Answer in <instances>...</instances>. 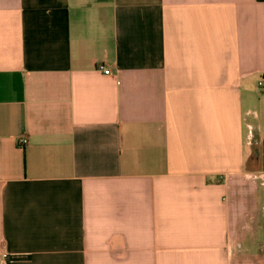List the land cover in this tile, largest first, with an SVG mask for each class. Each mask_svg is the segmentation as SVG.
<instances>
[{"label": "crops", "instance_id": "obj_1", "mask_svg": "<svg viewBox=\"0 0 264 264\" xmlns=\"http://www.w3.org/2000/svg\"><path fill=\"white\" fill-rule=\"evenodd\" d=\"M262 167L264 0H0V264H264Z\"/></svg>", "mask_w": 264, "mask_h": 264}, {"label": "built area", "instance_id": "obj_2", "mask_svg": "<svg viewBox=\"0 0 264 264\" xmlns=\"http://www.w3.org/2000/svg\"><path fill=\"white\" fill-rule=\"evenodd\" d=\"M105 72H107V71H105ZM259 86H260V87H263V83H260ZM28 143H29V141H28L26 138H22V139H20V140L18 141V144H19V146H21V147H25V146H27Z\"/></svg>", "mask_w": 264, "mask_h": 264}, {"label": "rangeland", "instance_id": "obj_3", "mask_svg": "<svg viewBox=\"0 0 264 264\" xmlns=\"http://www.w3.org/2000/svg\"><path fill=\"white\" fill-rule=\"evenodd\" d=\"M262 169L264 170V167H262ZM257 249H259V251H261V253L263 252V255H264V247H260V248H257Z\"/></svg>", "mask_w": 264, "mask_h": 264}]
</instances>
